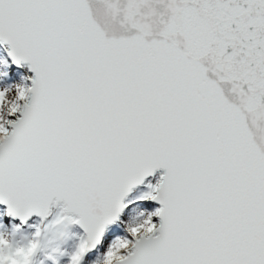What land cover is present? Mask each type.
<instances>
[{
  "label": "snow or ice",
  "instance_id": "obj_1",
  "mask_svg": "<svg viewBox=\"0 0 264 264\" xmlns=\"http://www.w3.org/2000/svg\"><path fill=\"white\" fill-rule=\"evenodd\" d=\"M0 42L34 74L0 89V264H264V0H0Z\"/></svg>",
  "mask_w": 264,
  "mask_h": 264
},
{
  "label": "rangeland",
  "instance_id": "obj_2",
  "mask_svg": "<svg viewBox=\"0 0 264 264\" xmlns=\"http://www.w3.org/2000/svg\"><path fill=\"white\" fill-rule=\"evenodd\" d=\"M6 45H0V89L9 87L14 84H24L27 86H30V79L31 74L24 73V69H21V65L19 67L13 66L12 62L8 60V47ZM30 76V77H29ZM143 194L142 192L140 193ZM141 195H137L136 197H139ZM133 209H126V214L124 215V218L121 220H117L114 222V226L112 227L111 231L114 233L115 236L111 238L110 241L114 240L116 237H127L128 233L126 231L127 225L132 221L133 218L136 219H142L143 217L138 216V213L144 212L145 215H147L149 212H152L155 207L152 203H149L147 201H136V203L133 204ZM125 211V210H124ZM5 208L1 207L0 205V221H3L6 227H8V230L11 231V224L19 223L18 221H12L9 217H4ZM123 215V212L121 213ZM120 215V217H121ZM36 218H33L28 222V224H31L35 221ZM153 222L157 223L155 220V216L152 217ZM118 221H121L120 223ZM33 229L28 227V225H22L21 231L16 233V239L21 240L22 237L30 235V232ZM106 232V231H105ZM83 235V232L78 228V226H74L68 238L63 241L59 242V246L61 250H64L66 252H71L72 247L74 246L75 242L77 241V238L79 236ZM130 238V237H129ZM104 244L106 243L103 239ZM56 245H53L55 247ZM56 258L59 260V264H67L68 256L59 257L58 253H54ZM93 255L95 256V250L93 251ZM44 261V264H51V261H47L43 255H38L35 258V264H40L41 261Z\"/></svg>",
  "mask_w": 264,
  "mask_h": 264
},
{
  "label": "bare ground",
  "instance_id": "obj_3",
  "mask_svg": "<svg viewBox=\"0 0 264 264\" xmlns=\"http://www.w3.org/2000/svg\"><path fill=\"white\" fill-rule=\"evenodd\" d=\"M4 48H6V47H4ZM21 69L22 70L24 69L23 70L24 73H26V72L29 73L28 70H27V68H26V66L23 65V64L21 65ZM159 175H160V173L156 174L154 177H151V178L147 179L141 186L133 189V191L129 194V196L126 197L125 203H127V201H129V200H135L137 195H141L140 194L141 192L142 193H145V192L149 191L147 185L148 184H152V185L157 184L159 182V180H160V176ZM145 201H147L149 203L151 202L150 200H145ZM129 209H134L133 204L129 206ZM125 214H126V209L123 212V215H121V217L119 218V220L123 219ZM118 222L120 223L121 221H118ZM113 226L111 225L110 227H108L107 230H106V232H105V234H104L103 239L106 242L105 244L109 243L110 240H111V238H113V236H115L114 233L111 231V229H112Z\"/></svg>",
  "mask_w": 264,
  "mask_h": 264
},
{
  "label": "water",
  "instance_id": "obj_4",
  "mask_svg": "<svg viewBox=\"0 0 264 264\" xmlns=\"http://www.w3.org/2000/svg\"><path fill=\"white\" fill-rule=\"evenodd\" d=\"M0 45H2V46H3V45H6V47H8V49H9V46L7 45V43L0 42ZM9 50H10V49H9ZM9 50H7V51H9ZM7 55H8V53H7ZM8 57H9V56H8ZM9 59L11 60L10 57H9ZM21 64H23V65L26 66L28 72L31 74V78H33L34 74L29 70L28 65H27L26 63H23V62H22ZM12 65H13V66H16V65L13 64V63H12ZM30 84H31V79H30ZM163 171H164L163 169H158V170H156L151 176L146 177L145 180H144V182H145L147 179H149V178H151V177H154V176H155L156 174H158V173H160L159 176H160V178H161V176H162V174H163ZM144 182H143V183H144ZM143 183H142V184H143ZM142 184H141V185H142ZM141 185H138V186H136L135 188H137V187H139V186H141ZM135 188H134V189H135ZM150 203H152V204H153L154 206H156L157 208L160 207V205H159L157 202L151 201ZM1 207L5 208V210H6V206L1 205ZM155 220L157 221V223H159V219H158L157 217H155ZM113 224H114V223H113ZM113 224H111V225H113ZM111 225H108V226L106 227L105 231H106L107 228L110 227ZM78 228H79V227H78ZM80 230L82 231V229H80Z\"/></svg>",
  "mask_w": 264,
  "mask_h": 264
}]
</instances>
